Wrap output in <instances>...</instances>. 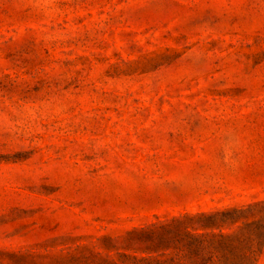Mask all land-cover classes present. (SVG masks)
<instances>
[{
	"label": "rangeland",
	"instance_id": "rangeland-1",
	"mask_svg": "<svg viewBox=\"0 0 264 264\" xmlns=\"http://www.w3.org/2000/svg\"><path fill=\"white\" fill-rule=\"evenodd\" d=\"M0 264H264V0H0Z\"/></svg>",
	"mask_w": 264,
	"mask_h": 264
}]
</instances>
